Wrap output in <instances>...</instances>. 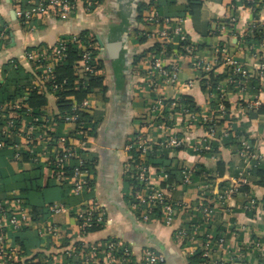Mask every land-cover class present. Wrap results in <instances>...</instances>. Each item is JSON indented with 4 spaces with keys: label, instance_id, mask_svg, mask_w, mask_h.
Instances as JSON below:
<instances>
[{
    "label": "built area",
    "instance_id": "1",
    "mask_svg": "<svg viewBox=\"0 0 264 264\" xmlns=\"http://www.w3.org/2000/svg\"><path fill=\"white\" fill-rule=\"evenodd\" d=\"M10 1L18 21L27 29H34L36 22L71 21L81 15L90 16L102 6L103 0ZM150 1L152 4L145 19L146 28L141 35L148 43L160 44V48L151 51V56L147 58L144 85L151 97L139 130L129 138L126 146L131 153L125 165V172L132 180L126 193L130 199L129 208L142 223H160L173 228L175 239L183 244L184 252L192 261H199L200 264H264V260L258 259L263 247L259 240L250 239L233 246L224 234L211 236L208 233L216 214L207 201L211 194L215 196V204L222 207L239 195L248 197L244 206L246 211H255L260 205L255 197L242 192V187L251 182L252 170L264 161L259 144L250 142L255 136L253 130L240 139L238 155L245 164L244 169L219 192L214 188V181L208 180V173H205L207 182L197 185L200 200L193 206L174 199L176 187L168 183L170 174L166 168L155 165V160L163 151H167L171 157L180 154L183 158L196 153L203 155L205 162H208L210 157L213 158V143L231 138L236 133V127L230 120L235 114L228 110L223 99L214 107L201 110L192 108L191 103H184L176 94L168 95V91L177 92L184 84L180 78L183 57L189 58L197 72H204L214 68L216 56L214 59L201 57L198 47L189 39L184 18L163 16L154 6L156 0ZM252 9L258 11V8ZM255 22L242 32L237 29L234 32L245 44L247 42L246 45H250L254 57L252 66L264 82V38L258 43L255 41L258 25ZM225 28V25L221 26L222 30ZM72 47L79 51L73 90L85 86L88 77L100 74L101 69L95 61L98 54L89 38L80 33L61 35L51 47L25 51L23 61L27 62L36 80V85L29 89L30 94L43 95L48 92L57 100L63 97L68 82L57 78L56 68L67 62ZM224 52L217 48L215 55ZM232 63L233 73L227 81L244 91L249 72L241 65ZM11 67L18 68L17 62L12 61ZM192 84L193 81L187 82L189 87ZM94 96L95 92L90 93L80 101L74 95L64 96L69 108L59 110L56 116L48 111L35 113L20 98L0 103V152L9 151L10 159L15 164L26 161L33 167H43L48 177L67 186L70 194L84 197L76 206L64 203L49 206L53 215L69 213L81 235L95 232L107 224L105 209L93 195L92 162L86 156L94 133ZM247 107L254 112L264 110V99H251ZM179 121H184L188 132H179L176 126ZM194 131L202 132V136L191 138ZM193 174L192 167L183 165L180 187H193ZM182 213V221L177 225ZM36 226V213L18 191L0 199V264H20L19 248L13 245L9 235ZM38 227L40 236L45 240L54 241L64 236L62 228L56 224ZM245 229L239 225L234 233ZM65 259L72 260L70 264H166L164 252L146 248L138 260L130 245L117 238L86 248L84 244L78 245L72 241ZM58 262L63 264L64 259L60 258Z\"/></svg>",
    "mask_w": 264,
    "mask_h": 264
},
{
    "label": "crops",
    "instance_id": "2",
    "mask_svg": "<svg viewBox=\"0 0 264 264\" xmlns=\"http://www.w3.org/2000/svg\"><path fill=\"white\" fill-rule=\"evenodd\" d=\"M121 1L104 0L102 6L90 16L81 15L71 21L36 22L34 29H27L16 18L11 1L0 0V85L8 83L9 92L19 94V98L31 107L27 102L30 96L29 89L32 85H36V80L27 62L23 61L25 51L30 48L51 47L61 35L81 34L85 31L96 33L104 42L109 32V23L112 19H117L115 13L118 12ZM133 2L136 24L121 37L125 40L126 48L121 51L119 59L112 60L100 51L103 58L100 74L104 78L100 82L101 88L95 89V108L92 116L94 135L86 152V156L95 168V171H92L91 182L93 195L105 209L107 224L95 232L81 235L69 213L53 215L49 211V206L57 203L76 206L84 200V197L70 194L65 185L45 187L33 200V207L38 210L37 225L56 224L62 228L64 236L54 241L45 240L40 236L38 226L19 233L17 247L20 252V264H61L58 262L60 258L64 259L63 264H70L72 260L65 259V254L71 248L72 241L78 245L84 244L86 248L111 238L129 244L138 260L144 249L152 247L164 252L166 264H200L199 261L190 260L183 250V244L175 239L173 228L165 227L160 223L140 222L129 208L126 199L130 183L125 177V165L131 155L126 150V146L129 138L139 130L150 101L151 94L146 91L144 85L145 69L148 66V56H151V51L157 49L156 46H152L155 44L140 42L143 38L141 32L146 28L145 19L151 9V2L149 0H133ZM197 2L199 5L193 8L189 7L188 0H158L154 4L155 7L158 6L157 10L163 16L184 18L189 39L198 47L201 57L214 59L216 56L214 68L204 72H197L189 58L183 57L180 62V78L184 84L177 92L174 90L167 93L169 96L176 94L186 99V102L189 101L192 108L201 110L214 107L223 99L228 110L235 114L230 120L235 124L236 132L240 131L239 133L248 136L247 132L253 130L255 136L252 139L257 145L259 144L260 153L264 156V110L254 112L247 107L251 99L256 97L264 99V82L259 79L252 66L254 57L250 45H246L247 42L245 44L234 32L236 29L242 32L254 21L264 27V0H198ZM142 4L146 6L140 10ZM252 8H258V11L254 12ZM141 15L144 17L143 20L138 19ZM222 25L226 26L223 30ZM256 39L254 40L258 43L263 38L260 39L257 35ZM248 43H251L250 40ZM217 48L225 52L215 55ZM140 55L142 57L134 64V59ZM120 60L128 61L125 62L122 70H117L114 65ZM12 61L17 62L18 68L10 67ZM232 62L241 65L249 72L244 91L227 81L233 73ZM211 74L222 77L214 82ZM188 81H193L191 87L187 85ZM105 87L106 98L102 93V88ZM44 95L48 97V104L42 106L40 112L48 111L52 112V116H56L60 110L59 100L48 92ZM176 126L180 129L179 132L187 131L184 121H179ZM201 136L202 132L194 131L191 138L196 139ZM242 137L239 138V146L231 141L228 144H225L224 140L215 141L213 158L210 157L208 162H205L203 155L196 153L190 154L188 158H183L180 154L171 157L167 153L158 157L155 165L171 172L170 184L176 187L173 192L174 199L185 201L192 206L198 204L200 198L197 196L196 187L207 182L205 173H208V180L214 181L217 192L231 184L245 165L238 155ZM3 152L10 154L7 150ZM7 154L6 161L14 174L24 176L33 173L34 167L30 163L22 161L21 164H15ZM183 165H188L194 170L193 187H180ZM43 177V186L51 182L48 181L50 178L46 172ZM259 180L260 176L252 174L250 184L242 187V192L255 197L260 203L258 209L252 212L244 209L248 197L239 195L234 198L223 206L228 210L226 212L222 206L215 204V196L211 194L207 201L214 207L216 214L208 233L211 236L224 234L233 246L250 239H257L263 245L262 254L258 259L264 260V185L259 183ZM13 191L18 190L13 188L2 192L0 199L7 197ZM182 218L183 213L179 215L177 225L181 223ZM239 225L246 229L234 233V229Z\"/></svg>",
    "mask_w": 264,
    "mask_h": 264
},
{
    "label": "trees",
    "instance_id": "3",
    "mask_svg": "<svg viewBox=\"0 0 264 264\" xmlns=\"http://www.w3.org/2000/svg\"><path fill=\"white\" fill-rule=\"evenodd\" d=\"M197 1L198 0H188L189 7L193 8V7H196L197 5H199V2H197ZM103 2H104V0L102 1V4H103ZM156 2H158V0H156ZM151 4H152V2H151ZM144 6H146V5L141 6L140 10H142ZM115 14H116L115 16L117 19H112V22L109 23V25H108L109 32L106 35V39L113 40V41L121 39L123 34H125L128 30H130L136 24L135 23V18H136L135 17V8H134L133 0L132 1L129 0L127 2L122 0L120 7L118 9V12ZM138 19L143 20L144 17L141 15V17H138ZM81 34L84 37L87 36L89 38V41L91 43H93L94 51L96 52V54H98V57L96 58L95 61L97 63L98 68L101 69L103 58L101 57L102 55L100 54V51H99L100 45H99V41L97 39V34L94 32L91 33L89 31H85ZM256 34L258 35V38H260V39L264 38V27L262 25H259V24L257 25ZM145 41H146L145 38L140 39L141 43H145ZM150 45H152V44H150ZM152 46H156L155 48H157V49L160 48V44H155ZM69 55H70L69 59L67 60L66 63L57 66L56 75L60 81L66 79L68 82V84L66 86L67 91H65L62 94L63 97L67 96V95H71V96L74 95L75 99L77 101L78 100L80 101V100H83L84 98L88 97V95H90V93L95 92L96 88H101L100 82L102 81L104 76L99 74L96 76L88 77V80H87V83L85 86H83V87L80 86V88L73 90L74 89V81L77 78V75L75 73V68L77 65L76 61L79 59V51L76 48L72 47L69 50ZM141 57H142V55L137 56L134 59L133 63L136 64ZM127 61L128 60L118 61L117 63H115L114 68H117V70H120V69L122 70V68L125 65V62H127ZM221 77L222 76H220V75L215 76V75L211 74V78L214 80V82L219 81ZM9 87L10 86L8 85V83H4V84L0 85V103L7 102L10 100L11 101L19 100L18 99L19 94L18 95L14 94V93L11 94L12 92H9V90H8ZM106 92H107V88L106 87L102 88L103 97H105V98H106V96H105ZM63 97L58 101L60 110H64V109L69 108L67 103L64 101ZM27 102L34 109L35 113H39L40 108L42 106L48 104V97H47V95H44V94L40 95V94H33L32 93V94H30ZM183 102L184 103H190L189 101L186 102V99L185 100L183 99ZM239 132L240 131L236 132L235 135H233L231 138L224 139V141H225L224 143L228 144V142L231 141L234 144L239 146V138L242 137V134H243V133H239ZM93 135H94V133H93ZM245 136L246 135H244L243 137H245ZM250 142L253 143L254 140L250 139ZM162 153L165 154V153H167V151H163ZM6 154H7L6 152H0V163L2 164L0 166V194L2 192H5V191H8L10 189L15 188L16 190H18V192L20 191L19 192L20 196L30 206H32L34 213H36V211H38V210L33 207V200H34V198H36L35 196L39 195V192H41L45 187H50V186L54 187V185L64 186L63 184H61L57 181H54L52 179L51 180L48 179V181H51V182H48L45 186H43V178H44L43 174L45 173L43 167H34L33 173L30 175L19 176L17 174H14V172L11 170V168H9V165L6 161ZM132 154L135 155V153H132ZM8 155H10V154L8 153L7 156ZM90 169H91V171H95L94 165L91 164ZM168 173L170 174L171 172L168 171ZM252 174H255V176H260V180L258 182L264 185V163L263 162L257 168L252 170ZM125 177L128 180L127 181L128 183H132V180L130 178H128L127 174H125ZM171 181H172V179L169 178L168 183H171ZM126 199H127V202L129 203L130 199L128 196H126ZM135 215L138 216L137 214H135ZM9 239L11 240V242H13V245L19 246V233L10 234ZM148 248H152V247H148ZM152 249L157 250V248H152Z\"/></svg>",
    "mask_w": 264,
    "mask_h": 264
},
{
    "label": "water",
    "instance_id": "4",
    "mask_svg": "<svg viewBox=\"0 0 264 264\" xmlns=\"http://www.w3.org/2000/svg\"><path fill=\"white\" fill-rule=\"evenodd\" d=\"M123 1L127 2L129 0H123ZM98 41H99L101 51L104 52L105 55L112 60L119 59L121 51L126 48L124 39H120L116 41H108L106 39L103 42L101 38H98Z\"/></svg>",
    "mask_w": 264,
    "mask_h": 264
},
{
    "label": "flooded vegetation",
    "instance_id": "5",
    "mask_svg": "<svg viewBox=\"0 0 264 264\" xmlns=\"http://www.w3.org/2000/svg\"><path fill=\"white\" fill-rule=\"evenodd\" d=\"M124 3H125V2H124ZM124 3H123V4H124ZM126 4H127V3H126Z\"/></svg>",
    "mask_w": 264,
    "mask_h": 264
},
{
    "label": "rangeland",
    "instance_id": "6",
    "mask_svg": "<svg viewBox=\"0 0 264 264\" xmlns=\"http://www.w3.org/2000/svg\"><path fill=\"white\" fill-rule=\"evenodd\" d=\"M141 90H143V89L141 88Z\"/></svg>",
    "mask_w": 264,
    "mask_h": 264
}]
</instances>
